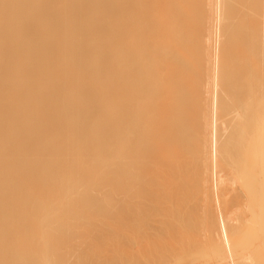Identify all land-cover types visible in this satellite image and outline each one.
<instances>
[{
  "label": "bare ground",
  "instance_id": "6f19581e",
  "mask_svg": "<svg viewBox=\"0 0 264 264\" xmlns=\"http://www.w3.org/2000/svg\"><path fill=\"white\" fill-rule=\"evenodd\" d=\"M0 134V264H264V0H0Z\"/></svg>",
  "mask_w": 264,
  "mask_h": 264
},
{
  "label": "rangeland",
  "instance_id": "374dc122",
  "mask_svg": "<svg viewBox=\"0 0 264 264\" xmlns=\"http://www.w3.org/2000/svg\"><path fill=\"white\" fill-rule=\"evenodd\" d=\"M28 7L30 9H33L30 2H29ZM29 8L26 10L25 16H27V14L30 12ZM83 111L85 113H87L86 110H83ZM0 135H2V134H0ZM28 146H29V153H30L29 158L30 157L32 158L35 156V152H36V148H35V145H33V141H30ZM43 154H45V153H43ZM18 156H20V155H18ZM8 157L16 158L13 155H7L5 158H8ZM105 225H107L108 227H105L106 228V234L104 236V247L103 248L107 254L113 256L116 260V257L114 255H116V252L120 253L121 232L122 231L120 230V225H119L118 221H111V222L106 223ZM109 246H111L113 253L108 250Z\"/></svg>",
  "mask_w": 264,
  "mask_h": 264
}]
</instances>
